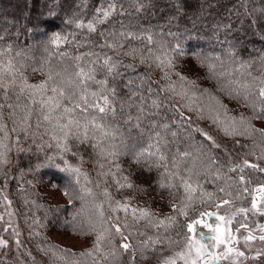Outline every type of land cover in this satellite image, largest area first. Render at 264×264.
Returning <instances> with one entry per match:
<instances>
[{
    "label": "trees",
    "instance_id": "obj_1",
    "mask_svg": "<svg viewBox=\"0 0 264 264\" xmlns=\"http://www.w3.org/2000/svg\"><path fill=\"white\" fill-rule=\"evenodd\" d=\"M108 2L109 0H0V52L4 53L0 56V67L7 65L8 61L12 60L14 65L12 73L16 84L14 90H9L7 99H4V93L0 91V105H13L12 109L7 107L2 109V122L6 126L5 131L8 138L4 139V132H0V140H3L7 145V149L2 148V150L5 152L8 162L0 167V173L1 168L10 165V157H12L10 195L21 213V219L28 228L30 240L37 245H42L44 250L53 246L50 239L52 231L61 230L80 234L79 231H73L64 226L65 221L71 220L78 213V219L83 221L87 213L94 211L96 214L94 206L101 203L104 205L105 213L110 208L112 210L118 207L115 201L129 204L130 209L127 214L123 211H112L122 231L125 230L124 224L129 225L125 234L128 239L121 240L118 236L117 244L129 243L131 245L130 250L121 249L125 264L131 263V260L132 264H140L139 259H143V257L156 258L155 251L159 249L160 245L159 243L154 245L152 241H163L165 245V240H182L184 238L186 232L184 221L187 217L174 210L172 207L174 204L184 208L188 216H192L193 209L204 208L201 201L208 199V196H201V194L204 191L207 193L210 191L217 197L216 201L208 208H211V211L217 210L215 207L218 203L217 198L233 201L232 196H237L234 190L241 185L237 183L231 186L225 182L224 178L216 179L215 176L210 178V175L206 174L210 178L209 183L208 180L204 181V176L202 184L198 186V188L204 187V191L195 188V175L190 180L192 187L196 189L194 192L186 193L178 178L175 180L165 179V183H172L174 187L162 189L159 184L165 173V168L163 166L156 167L155 159L151 162V170H149L148 162L136 164L131 155H122L115 160H104L98 157L89 145H81L78 141L70 140L68 146L71 152L65 153L63 160H67L73 167L81 168L83 174L80 177V184L91 188L96 194L95 197L85 196L81 200L79 198L81 195L80 186L75 183V177L61 172L53 166L54 163L63 167V161L59 158L54 162L47 160L48 156L57 154L56 141L52 139V136L58 135V133L52 130L51 125L36 127L37 119L42 120L39 113L41 93L35 88H27V85H37L46 81L50 73L53 76L56 73H61L65 79H70L75 64L83 65L85 63V61H76L75 57L85 56L90 52L102 55L99 47L102 37L99 33L119 28L123 23L135 26L137 30L149 29L153 34L177 33L178 40L167 35L156 36V39H162L165 43L174 45L178 42L185 49V55L174 56L175 70L196 82L197 87L210 89L211 93L221 101V104L217 105V110L221 115L224 114L226 106L229 115V112H232L235 115L252 114L254 116L252 107L246 105L243 99H230L226 93L221 92L219 86L207 78L205 69L198 65L192 54L203 53L207 57H220V61L213 62L217 64L223 62L230 69H237L236 78L244 81L246 71L240 68L238 62H232L228 52L231 46V50L236 52L239 60L256 61L248 71L253 72L256 68H260L259 55L264 52V39L261 38L264 36V0H115L117 13L104 24L98 25L97 32L89 33L87 29L76 27V24L81 21L86 24L92 20L96 9L102 6L107 7ZM137 8L140 10L137 11ZM246 11L251 15H246ZM252 19L257 20L255 28L250 26ZM45 21H54V23L49 24ZM69 21L72 22L69 23ZM224 25H231V28H225ZM53 31L67 35L72 41L61 45L56 50L62 55H57L56 51L48 47V40ZM9 46H11V51L7 52L6 49ZM109 55H111L110 52ZM122 59L126 63H136L140 75L149 71L139 63L138 59L134 60L130 56H124ZM185 65H187V69H185ZM119 71L124 72L125 69L121 67ZM163 71L169 70L165 68ZM149 76L153 81H159L160 70L150 71ZM96 78L103 79L104 75L98 72ZM9 79L10 77L6 74L4 80L7 82ZM170 80L175 83L178 92L182 90V82L179 81V77L173 75L170 76ZM117 83L119 99L126 100L127 92L119 78ZM161 86L159 83L155 85L157 88ZM21 87H24L23 94L19 93ZM50 87L43 93L45 99L52 95ZM90 90H96V86L93 85ZM33 92L36 95L31 97L30 93ZM144 94L148 96L147 92ZM160 96L163 105L159 109V115L145 117L141 122L140 129L124 123L128 112L133 116L137 114L135 109H125V113H118L115 119L116 126L120 128L130 149L133 146L140 149L151 142L148 139V134L152 131L149 125L153 121L159 124H168L170 126V131L167 133L169 146L164 150V153L169 160L170 168L172 155L177 149L181 152L189 150L197 154L198 145L204 142L201 135L193 131L190 122L182 121L180 115L171 110V107H175L185 116L182 107L179 106L180 98H173V94L170 92L161 93ZM207 96L208 94H205V97ZM33 99L36 101L35 104L32 103ZM152 99H156V97L150 96L146 103L150 104ZM29 108L35 110L30 120L32 127L28 132L21 133L19 121L23 118L25 109ZM12 111H15V117L10 116ZM59 114L55 113V115ZM14 127L17 129L15 132L12 131ZM46 128L47 131H45ZM209 129L213 131L211 126ZM172 132L177 135L173 137ZM17 136H19L18 143L16 142ZM256 136L259 137V135ZM190 145L191 147H189ZM206 145L208 144L204 143V147ZM213 150L217 154H222L219 149ZM72 152H76L77 155L73 156ZM217 158L220 159L219 156ZM97 162L103 164L104 168H99ZM116 165H119V171H117ZM108 169L116 173L115 178L98 176V173ZM244 171L245 179L250 182L247 185L250 192H254L257 186L264 184V173L251 168H245ZM122 177H127V179L124 180ZM117 179H120L121 183L133 184L134 188L118 190V185L115 183ZM3 180L4 177L0 176V182ZM98 184L99 187H97ZM53 185L63 192L67 188L68 191L73 192L76 199L72 204H69L68 201L65 203L48 202L43 190L54 187ZM226 187L228 191L233 192V195L219 192V189ZM105 188L110 193L111 202L104 196ZM189 194H195L196 199L187 202L186 198ZM109 203H111V207H109ZM89 206L90 210H87L86 208ZM131 208H143L151 213L152 223L145 231L150 236H146L145 241L138 235L141 230L144 232L143 228L140 229L141 225L148 221H135L131 214ZM161 220H164L167 227L157 226ZM135 225L138 226L136 229ZM106 237L111 238L112 234L109 233ZM104 239L107 241V238ZM105 243L102 241L100 247ZM142 264H147V262Z\"/></svg>",
    "mask_w": 264,
    "mask_h": 264
},
{
    "label": "snow or ice",
    "instance_id": "obj_2",
    "mask_svg": "<svg viewBox=\"0 0 264 264\" xmlns=\"http://www.w3.org/2000/svg\"><path fill=\"white\" fill-rule=\"evenodd\" d=\"M142 7V5H141ZM140 8H137L139 11ZM118 11L117 4L115 0H109L107 7H98L96 9V14L93 16L92 20L88 21L86 24L81 21L76 24L78 29H87L89 33L97 32V26L104 24L109 20L111 16L116 14ZM246 15H251L245 12ZM72 21H69L71 23ZM45 23L52 24L54 21H45ZM250 26L255 28L257 26V20L252 19L250 21ZM225 28L230 29L231 25H224ZM258 34V33H257ZM100 37L102 40L99 42V47L101 49L102 55L90 52L85 54V56L75 57L76 61H85L82 65L81 63H76L74 70L70 79H65V76L61 73H56L53 76L51 73L46 81L41 82L37 85H27V88H35L41 93V99L39 104L41 108L39 109L40 118L37 119L36 127L41 128L43 125H51L52 130L58 135H53L52 139L56 141L57 154L54 156H48L47 160L49 162H54L57 158L63 161V167L59 164H54L59 171L64 172L70 176L75 177V183L80 186L79 191L81 193L80 199L83 200L85 196L95 197V193L91 188L85 187L80 184V177L83 174L81 168L73 167L68 163L67 160H63V155L65 153L71 152L69 148V141H78L81 145H89L93 152L104 160H115L122 155H131L136 164H142L145 162L149 163V170H151V162L155 159L156 167L163 166L165 168V173L162 176V180L159 187L162 189L172 188L174 185L172 183H165L164 180H175L179 179L180 184H182L186 193H191L196 191L192 187L190 180L193 175L198 176V169L207 163L210 168L212 165L217 164V161L212 158L211 151L204 150V143L209 145L210 149H219L221 145L216 142L214 137L202 128H196L193 131L198 132L203 138V142L198 145L199 155L195 154L193 151L185 150L183 152L177 151L172 155L169 168V160L164 153V150L168 148L167 133L170 131V126L168 124H159L153 121L149 127L152 131L148 134V139L151 141L146 147L137 149L133 146L131 149L126 144L123 134L120 128L116 126V116L118 113L124 114L125 109H135L137 114L135 116L131 115L130 112L127 113V119L124 120L125 124H129L137 129L141 128V122L145 117H152L159 115V109L163 105V100L160 96L161 93H172L173 98H180L184 101L181 105L182 108L190 112H196L198 119H211L212 123L220 127V130L224 132L225 135H251L259 134L261 144H264V129H256L251 126V119L255 117L264 118V78L253 77L251 71H248L256 61H243L239 60L235 51L231 50V46L228 52L229 57L233 63H239L240 68L244 69L247 76L251 78V83L247 81H242L237 79L235 72L237 69H230L223 62L217 64L213 61H220V57H207L203 53H193V57L196 58L198 65L205 69L208 79L213 80L218 86L221 92L226 93L230 99H243L246 105H250L253 109L254 116L245 119L241 116L239 119L236 117L227 116V108L225 106L224 116L225 119L221 120L220 114H213L214 108L199 107L196 105L195 101L200 100L204 94H208L209 100L215 101L216 105H220L221 101L213 95L208 88H201L196 86V82L189 80V78L182 74L180 71H176V60L174 56L185 55V49L180 43H165L162 39H156V36L167 35L172 37L174 40H178V34L173 32H167L166 34L156 33L153 34L149 29H136L135 26L120 24L119 28H114L106 32H100ZM264 39V36L261 37ZM67 35H62L60 32L53 31L48 40V47H51L54 51L58 50L61 45L71 43ZM7 52L11 51V46L6 49ZM109 52L111 55H109ZM4 53L0 52V56ZM57 55H62L56 51ZM19 55V54H17ZM130 56L134 60L138 59L141 65H144L149 71H145L143 75L138 73V65L136 63H126L122 57ZM259 63L264 66V52L259 55ZM14 65L12 60H9L7 65L0 67V91L4 93V99L8 98V92L10 89L14 90L16 87L15 77L13 76L12 69ZM123 67L124 72L119 71ZM187 69V65L184 66ZM167 68L169 71H163ZM155 69L160 70V80L153 81L149 72ZM100 72L104 75L103 79H97V73ZM131 74H128V73ZM8 75L10 79L6 82L4 76ZM179 77V81L182 82V90L177 91L176 85L170 80V76ZM122 82L123 88L127 92L126 100L119 99L118 93V83L117 80ZM111 81V84H110ZM139 81V83H137ZM258 81V83H257ZM159 83L162 86L157 88L155 85ZM96 86V90H90L92 86ZM52 92L51 96L46 99L43 93L48 90ZM24 87L19 89V93L23 94ZM147 92L148 96L144 93ZM36 93H30L31 97H34ZM150 96H155L156 99H152L151 103L148 104L146 101ZM19 99V96L17 97ZM257 99L259 100L260 107L257 108ZM33 104L36 101L33 99ZM7 107L9 109L13 108V105H0V132H4V139H7V132L5 131L6 126L3 124V113L2 109ZM150 109V110H149ZM172 111H175L180 115L182 121L190 122V117L184 116L179 112V109L171 107ZM34 109H25V114L23 118L19 121V130L21 133H26L32 127L30 120ZM55 113H60L55 115ZM205 113H208L205 115ZM15 111L10 112V116L15 117ZM53 121H55L53 123ZM15 122V121H14ZM237 125H239L243 130L237 133L235 131ZM17 129L14 127L12 129L15 132ZM47 131V128L45 129ZM171 135L175 137L177 134L172 132ZM118 140V142H117ZM17 143L19 142V136H17ZM191 147V145L189 146ZM0 148L7 149V145L4 144L3 140H0ZM22 150V149H20ZM76 156V152L71 153ZM246 156L252 155V153H246ZM257 159L264 161V147L261 148L260 156ZM7 158L5 152L0 151V167L7 164ZM97 166L101 169L104 168L103 164L97 162ZM117 171H119V165H116ZM245 168H251L253 170H258L260 173H264V168L258 163H252L248 159L243 161V166L235 165L228 169L230 172H243ZM218 170V169H217ZM98 176H112L115 178L116 173L112 172L111 169L107 171H101ZM187 177V178H186ZM126 180L127 177H122ZM87 182V178L85 176ZM115 183L118 185V190L122 189H133L134 185L131 183H121L120 179H117ZM249 181L245 179L243 175L239 177L238 187L234 190L237 197L242 194H247L251 190L247 187ZM55 187V185H53ZM99 187V184L97 185ZM259 190L264 194V184L259 185ZM220 193L225 195H233V192L228 191V188L219 189ZM65 196L68 197L69 204H72L76 199L73 192L65 189ZM104 196L111 202V196L108 189H104ZM208 200L201 201L204 208L199 211L193 209V215L188 216L187 211L184 208L173 205V209L179 211L181 214L187 217L184 221V227L186 228L184 241L186 242L189 253L186 256L183 252L178 253L174 257H162L158 264H177V261H182L183 264H197L198 259L202 258V249L205 245L201 243L206 233L203 230L197 231V226H201L202 229H208L212 233H220L221 228L219 223L215 226L208 223L203 219L205 216L216 217L217 220H224L223 216L218 215V212H207L206 208L210 207L213 203L212 194H208ZM11 203L10 201L8 202ZM118 205L117 208H113L112 211H123L125 214L129 212L130 205L127 203H121L120 201H115ZM231 201L222 200L217 203L215 207L220 209L226 205H230ZM111 207V203H109ZM264 201L258 204L255 197L251 201V209L241 208L239 211L247 215L251 210H256L264 215ZM95 211L97 212L96 219L102 220L107 223V230L110 234H119L121 240H127L128 237L122 231L119 224H113L111 217H106L104 215V205L103 203L95 206ZM131 214L135 221L147 220L149 224L152 223L151 213L147 209H136L131 208ZM79 213L72 217L71 220L64 222L66 228L72 229L73 231H79L82 235H87L88 233L85 229H90L94 227V222L92 217H88L86 220H79ZM171 219V218H165ZM0 220H3V216L0 215ZM231 223V220L228 221ZM159 226L167 227L164 224V220L159 222ZM129 225L124 224L123 228L127 229ZM264 229V225L259 226ZM240 229H248L247 223H241L237 232ZM5 231H9L8 228ZM197 236L200 238L197 239ZM103 235H98L95 238V245H99L100 241L103 239ZM151 239V238H149ZM212 240L219 243H227V241H221L218 235H213ZM246 240L254 239L251 232L245 237ZM259 239L264 241V236H260ZM17 248H22L19 239L15 240ZM155 245L159 243L160 247L158 250H162L164 247L163 241L157 242L152 241ZM176 243H179L177 241ZM199 245V246H197ZM8 246V241L0 238V249L6 248ZM55 247V246H52ZM119 247L125 251L131 249L129 243H121ZM195 248L196 258L191 257V250ZM41 251H45L41 249ZM60 251L65 252L69 255H75L70 253L68 249H60ZM228 253L233 251L232 248H228ZM90 252L80 253L79 255H90ZM23 256L28 257L32 264H35L34 258L31 253L27 250L22 252ZM209 255H213L209 252ZM237 255H244L242 252H238ZM259 255V254H258ZM223 258L227 259V255ZM23 264V261H21Z\"/></svg>",
    "mask_w": 264,
    "mask_h": 264
},
{
    "label": "rangeland",
    "instance_id": "obj_3",
    "mask_svg": "<svg viewBox=\"0 0 264 264\" xmlns=\"http://www.w3.org/2000/svg\"><path fill=\"white\" fill-rule=\"evenodd\" d=\"M251 73L253 77L264 78V66L260 65V68H256ZM245 77L246 79L244 81H247L249 78L247 74ZM247 82L251 83V78H249ZM180 102L181 104L179 103V106L181 107L186 101L180 99ZM195 103L199 107L214 108L213 114H220L217 110L215 101L209 100V97H205V94L200 100L195 101ZM256 103L257 108H259L260 104L258 99ZM182 110L184 111L183 113L185 116L191 118L190 124L193 129L202 128L205 131H208L209 134L214 137L216 142L221 145L219 150L222 154H217L215 150L209 148V145L204 147L205 151H211L212 158L217 161V164L212 165L209 168L205 162L206 164L198 169L199 175H195L196 178L194 180L195 188L203 189L202 191H204V187L198 188V186L202 184L204 176V181L208 180V183L210 178L215 176L216 179L224 178L225 182L231 186L236 185L239 183V177L241 175H246V173L245 171L242 173L239 171L230 172L228 169L235 165L243 166V161L245 159H248L252 163H258L264 168V161L257 159V157L260 156L261 148L264 147V144H261L260 142V137L256 136L259 134L245 136L239 134L225 135L224 132L220 130V127L212 123L211 119H198L196 112H190L184 108H182ZM229 113L230 115L227 114L228 117H236L237 119L241 116L245 119L253 117L252 114L235 115L232 112ZM207 114L208 113H205V115ZM220 118L221 120H224L225 116L220 114ZM250 123L253 128L264 129V118L255 117L251 119ZM210 126L213 131L209 129ZM242 130L243 129L237 125L235 131L239 133ZM0 151H3L2 148H0ZM196 153L199 155V152ZM246 153H252V155L246 156ZM218 156L220 159L217 158ZM10 158V165L1 168L0 173V176L4 177L3 182H0V215L3 216V220H0V238L8 241V246L0 249V264H21V261H23V264H32V261L28 257L22 255L24 250L31 253L35 264H125L123 262L121 248L117 244L119 234H112L111 238L106 237L109 235L107 223L102 220H97V213L94 214V211L93 213H87L85 216V220L88 217H92L95 222L93 228H86V232H88L90 236L61 230L52 231L50 232V239L55 247L41 251V249L44 250L42 245H37L30 240V233L27 231L28 228H26L25 222L21 219V213L9 192V183L12 178V175L10 174L12 173L11 166L13 165L12 157ZM206 174L210 175V178L207 177ZM43 193L45 194L47 201L51 203H65L68 201L67 197L63 194L64 192L57 187L47 188L43 190ZM209 193L211 192L209 191ZM209 193L204 191L201 196H208ZM196 197L195 194H189L187 195L186 201H194ZM216 197V194H212L213 202L216 201ZM253 197L257 199L258 204L264 201V194L260 192L259 186L256 187L254 192H249L247 195L242 194L239 197L232 196L233 201H231L230 205H226L213 211H211V208L205 209L207 212H218V215L223 216L224 220H217L216 217L211 216L203 217L205 221L213 226L219 223L221 228L220 233H212L209 232L208 229H202L201 226H197V231L203 230L206 233L201 241V243L205 245L204 249H202V258L198 259L197 264H216L218 262L223 264L229 262L233 264H264V241L259 239L260 236H264V229L259 227L260 225H264V215H261V213L256 210L249 211L247 215L240 213L239 211L241 208L251 209V201ZM217 200L218 203L222 201L220 198H217ZM9 201L11 202L10 204L8 203ZM86 209L90 210V206ZM110 209L106 211L108 215H106L104 210V215L106 217H111L112 223L117 224V218ZM200 209L201 208L197 211ZM262 211H264V208H262ZM229 220H231V223H228ZM241 223H247L248 229H240V231L237 232ZM149 226H151L149 223L141 225L140 229L143 228L144 232L141 230L138 237L144 239V241L146 236H150L145 233ZM137 227L136 225L134 226L135 229ZM6 228H8L9 231H5ZM126 232L125 229L124 234H126ZM249 232H251L254 239H245ZM100 234H105V237H103L107 238V241L104 238L100 241V243L102 241L106 242L101 247L100 244L95 245L94 243L96 236ZM213 235H218L221 241L226 240L227 243L217 244L216 241L211 239ZM16 239L20 240L22 248H17L15 243ZM197 239L199 240L200 238L197 236ZM165 241L163 249H157L155 251L156 260L152 257H143L144 260L139 259V261H141L140 264L146 262L147 264H158V261H160L162 257H174L181 252L186 256L188 255L189 249L184 238L182 240L175 239ZM177 241H179V243H176ZM228 248H232L233 251L228 253ZM60 249H68L70 253H74L75 255L66 254L63 251H60ZM87 252H90L91 254L79 255L80 253ZM209 252L213 255H209ZM238 252H242L244 255H237ZM225 255H227V259L223 258ZM191 257L196 258L195 248L191 250ZM127 264H132V260L131 263ZM177 264H183V262L178 260Z\"/></svg>",
    "mask_w": 264,
    "mask_h": 264
}]
</instances>
